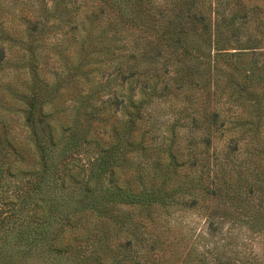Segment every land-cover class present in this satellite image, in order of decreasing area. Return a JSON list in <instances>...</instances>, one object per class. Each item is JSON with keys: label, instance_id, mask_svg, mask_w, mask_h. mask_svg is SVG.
Listing matches in <instances>:
<instances>
[{"label": "trees", "instance_id": "1", "mask_svg": "<svg viewBox=\"0 0 264 264\" xmlns=\"http://www.w3.org/2000/svg\"><path fill=\"white\" fill-rule=\"evenodd\" d=\"M50 1V8L43 4L20 30L26 37L20 40L23 50L33 52L39 42L60 32L78 62H105L102 77L114 78L86 79L72 87V94L76 89L83 94V102L71 110L62 129L66 134L58 138L47 120L51 114L43 113L44 103L38 104L34 53L28 93L22 94L16 83L7 85L15 99H28L22 111L37 168L21 167L24 158L0 122V264H21L32 257L43 264H106L99 254L102 240L97 230L103 221L130 235L124 244L109 248L113 264H120L127 261L120 246L132 245L133 239L140 242L134 210L147 216L161 207L169 215L174 206H193L209 195L217 201L214 209L204 210L205 241L213 247L197 252L192 244L177 257L170 253L167 259L163 253L161 262L264 264V246L261 255L252 256L246 243L239 245L238 232L222 235L216 224L221 219L237 226L246 217L248 230L264 238V131L258 129L264 124V81H253L264 80V59L261 65L257 60L235 62L237 52L226 53L264 50V0ZM124 29L133 32L127 35ZM6 53L0 47V63ZM212 54L218 64L210 63ZM167 98L176 104L168 107L178 114L174 120L183 119L180 125L188 132L182 144L172 135L167 144L151 148L145 139L153 127H146L149 119L142 110L146 103ZM225 137L218 149L217 142ZM240 141H245V161L261 165L255 189L252 175L242 178L226 168ZM133 160L138 161L136 176L126 171ZM187 163L191 169L184 177L190 179L172 180L176 168ZM244 189L252 194L248 200L241 196ZM185 194L192 199L178 202ZM233 212L240 213V219ZM80 225L81 233L65 236L66 227ZM154 244L142 246L145 252L130 264H140Z\"/></svg>", "mask_w": 264, "mask_h": 264}, {"label": "rangeland", "instance_id": "2", "mask_svg": "<svg viewBox=\"0 0 264 264\" xmlns=\"http://www.w3.org/2000/svg\"><path fill=\"white\" fill-rule=\"evenodd\" d=\"M43 4L46 5V8H50L51 1L0 0V47L4 48L7 52L5 61L0 63V122H2L11 136L10 141L19 149L24 158V161L20 164L21 167L27 170L37 168L36 148L34 141L29 135V127L25 123V114L22 111V109L26 107L25 103L28 99L23 97L15 99L7 89V85L16 83L17 89L22 92V94L28 93L27 87L32 81L31 70L33 68L30 67L32 63V53H34L37 58L34 70L38 77H36L35 80L33 79V81L40 87L38 104L44 103L42 109L43 113L51 114V117L47 120H49L50 125L53 127V133L56 138L66 134L62 129L67 127L68 119L71 117L72 113L71 110L80 108L83 102V94L79 93L77 89H74L75 92L72 94V87L74 88L76 85L84 84V80L86 79L94 80V82L98 80L104 82L105 80H112L114 78V75L108 77L109 74L102 77V73L106 68L105 62L94 64L78 62L76 53L71 52L67 48L64 37L60 32H55L54 35L48 36L44 41L39 42V45L33 49V52L29 49L23 50L25 45L21 44L20 40L22 42L26 40V37L20 30L26 26L28 20H34V18L37 17ZM129 32H133V30L124 29L122 33L129 34ZM226 53H234L232 60L235 62L257 60L258 65H261L264 59V50H255V52L252 50H229ZM228 57L229 56L223 57V61ZM159 60H161V58ZM213 61L217 62L216 64L220 62L219 58H217L216 61V58H214L212 54L210 63H213ZM14 62H17V64L14 65ZM86 72L89 73V75L85 78ZM127 80H133V78ZM253 81L260 82L264 80ZM46 82L47 86H43L42 84ZM240 82L244 83V80H240ZM79 88L80 87H78V89ZM175 105V101L168 98L166 100H157L155 103L144 104L145 108L142 110L145 116L144 119H149L145 125L146 127H153L152 132L150 134L147 133V139H145L149 147L159 148L163 144H167L172 135H174L175 140H179L180 138L179 143L182 144V138L187 135L188 131L186 129L187 127H181L180 125L183 119L176 122L174 117L176 118L178 114L169 111L168 107H174ZM234 108L235 107H233V109ZM232 112L233 111L229 112V114H232ZM78 114L80 113L78 112ZM118 115H120V113H117V116ZM244 115H246V113ZM250 117V115L246 116V118ZM255 127L257 126H251L252 129ZM258 129L261 132L264 131V124H261ZM225 140L226 137L217 142L218 149L224 146ZM244 142L245 141H240L239 150L234 152V159L231 161L232 163H228V167L226 168L230 173L241 174L242 178L252 175L250 177L252 179L251 183H255V175L259 172L261 165H259L258 161L254 158H252V160L257 162L247 163L245 161L244 158L247 156V152L242 148ZM132 162L134 164L126 171L136 176L134 172H136L135 167L138 161L133 160ZM145 163L144 160L141 161V165L147 168ZM209 163L210 167L213 166L211 158L209 159ZM219 163L220 162L217 161V165H214V167L217 168ZM190 169L188 163L176 168L178 175L173 177L172 180L186 182L191 176L185 178L184 175ZM192 169H194V167ZM123 172L125 173V170ZM123 172H121L119 176L121 180L124 179L125 176ZM210 175L212 176L213 172L210 173ZM145 179L148 180L149 177L146 176ZM253 187V189L256 188V183ZM210 188L212 189L213 186H210ZM240 193L242 197L247 198L246 200L250 199L252 196V194L249 195L247 189H244ZM256 194L258 193L254 191L253 195ZM192 196V194L179 196L178 202H189ZM208 198H210V200H208ZM208 198L206 197L204 202H199L193 206L176 205L171 209V214L169 215H167L161 207H156L157 209H153L147 216L140 210H134L131 216L134 220L138 221L136 227L140 242L133 239L132 245L120 246L119 252L124 253L127 259V261H120V264H130L132 262L130 261L131 259H137L135 255L145 252L142 246L146 243L151 244L154 241L155 244L153 248H150V250L148 249V254L144 258H141L140 264H163L159 258L160 255L164 253L165 258L168 259L169 254L174 253L177 257L183 247H189L192 244L197 252H201L204 247L212 248L213 243L205 241V237H208V222L206 218L207 211L204 213V210L210 206L214 209L217 201L215 196L209 195ZM246 202L247 201H244L243 205H245ZM234 209L236 212L240 211L237 207L232 208V210ZM233 214L239 219L242 216L240 213L233 212ZM216 224H218L222 235H226L227 231H231L234 234L238 232L239 245H241L242 242L246 243L248 245L247 250L252 251V256L254 254H262L264 238L248 230L247 226L250 222L246 217H243L238 224L241 227H237L238 225L232 226V222L221 219H218ZM77 227L78 228L66 227L64 229L65 236H74L81 233L82 225ZM97 230L99 231L98 236H100L102 240L99 254L106 264H113L109 257V248H114L121 245V243L124 244L125 237H130V235L124 231L118 230L110 221L98 223ZM223 241L224 240L221 242ZM24 261L25 260H22L21 264H43V261L37 257H32ZM180 261L181 259L176 262V264H180ZM196 262L197 261H191L186 264H195ZM164 264L168 263L166 262Z\"/></svg>", "mask_w": 264, "mask_h": 264}]
</instances>
